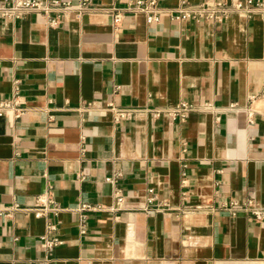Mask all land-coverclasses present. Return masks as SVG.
<instances>
[{
    "label": "crops",
    "instance_id": "crops-1",
    "mask_svg": "<svg viewBox=\"0 0 264 264\" xmlns=\"http://www.w3.org/2000/svg\"><path fill=\"white\" fill-rule=\"evenodd\" d=\"M128 1L0 19V99L22 108L0 116V264H264V14L176 20L158 0L148 23ZM180 102L214 109L152 114ZM48 190L49 231L32 212ZM80 201L98 207L84 232Z\"/></svg>",
    "mask_w": 264,
    "mask_h": 264
},
{
    "label": "built area",
    "instance_id": "built-area-1",
    "mask_svg": "<svg viewBox=\"0 0 264 264\" xmlns=\"http://www.w3.org/2000/svg\"><path fill=\"white\" fill-rule=\"evenodd\" d=\"M94 6L92 0H0V19H18L25 13L33 12L44 18L48 25L55 26L61 22L67 14L72 13L79 15L82 12L91 9ZM125 9L131 13H143L148 23L156 22L162 13V8L158 5V0H129L125 6ZM111 12L114 23H117L121 17L120 7H113ZM168 15L172 19L184 20H208L213 23H221L232 13L240 14L244 17H250L253 13L264 14V0H236L231 3L225 1H205L197 4H189L186 0H180V4L175 9H169ZM20 101L16 94L9 98L0 99V116L12 113L17 117L21 112ZM229 107H233L230 105ZM214 109L208 102L190 103L180 102L178 105L173 106L165 111L162 109H156L152 111V114L156 116L160 112L167 113L173 119L184 120L188 113L193 111H209ZM129 113L126 109L114 107V118L119 119ZM116 178H108V180ZM114 194L118 202L122 200V194L118 188L115 189ZM156 198L152 189L148 190L147 202L152 203ZM37 206L34 207L33 213L35 216H48L51 215L53 220L47 222V230H55L58 225L57 213L61 207L56 203L51 192L48 190L43 194L38 195L36 198ZM239 206L233 202L229 209L233 212ZM18 205L14 204L11 209H17ZM161 208H168V204L163 202ZM97 206L91 205L86 201H80L74 211L80 213L79 217V230L85 231L86 214L84 210H96ZM251 214L255 217H261L263 211L260 209H251ZM47 248L53 245L62 243V240L58 237L52 236L45 238Z\"/></svg>",
    "mask_w": 264,
    "mask_h": 264
}]
</instances>
